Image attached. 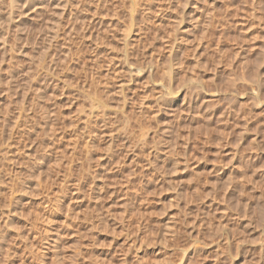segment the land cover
<instances>
[{
	"label": "clouds",
	"instance_id": "clouds-1",
	"mask_svg": "<svg viewBox=\"0 0 264 264\" xmlns=\"http://www.w3.org/2000/svg\"><path fill=\"white\" fill-rule=\"evenodd\" d=\"M0 264H264V0H0Z\"/></svg>",
	"mask_w": 264,
	"mask_h": 264
}]
</instances>
